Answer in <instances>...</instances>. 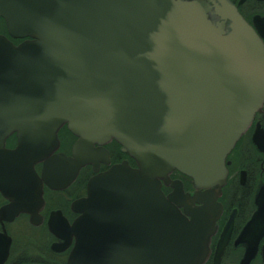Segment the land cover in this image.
Returning <instances> with one entry per match:
<instances>
[{
  "label": "water",
  "instance_id": "obj_1",
  "mask_svg": "<svg viewBox=\"0 0 264 264\" xmlns=\"http://www.w3.org/2000/svg\"><path fill=\"white\" fill-rule=\"evenodd\" d=\"M0 18L13 38H28L14 46L0 36V177L34 175L43 162L68 184L86 164L97 170L94 145L112 140L137 166L89 182L73 205L82 215L68 264H204V217L220 210L226 158L264 102V46L236 9L0 0ZM63 126L77 138L72 157L55 155ZM12 134L19 143L8 151ZM174 171L192 179L194 196L169 179Z\"/></svg>",
  "mask_w": 264,
  "mask_h": 264
},
{
  "label": "flooded vegetation",
  "instance_id": "obj_2",
  "mask_svg": "<svg viewBox=\"0 0 264 264\" xmlns=\"http://www.w3.org/2000/svg\"><path fill=\"white\" fill-rule=\"evenodd\" d=\"M264 46V0H228ZM0 36L14 46L28 38H13L6 21L0 18ZM59 148L55 155L72 157L77 141L63 126L58 132ZM17 134L6 139L5 149L18 147ZM93 164L81 167L76 178L66 184L52 179L44 163H36L34 175L21 179L0 177V264H68L76 239L71 233L81 217L73 205L86 198L88 184L113 166L135 161L114 140L94 145ZM101 154V155H100ZM226 183L216 203L220 210H210L204 217L210 234L209 254L204 264H264V102L255 112L250 126L240 137L225 161ZM45 173V174H44ZM172 182H180L185 194L197 191L192 179L174 171ZM163 193L172 190L163 184ZM203 205L195 202V208ZM180 212L192 220L179 206ZM255 248L248 262L246 255Z\"/></svg>",
  "mask_w": 264,
  "mask_h": 264
}]
</instances>
